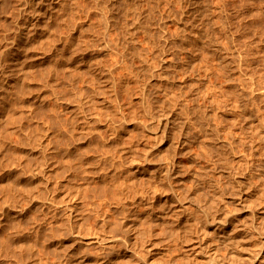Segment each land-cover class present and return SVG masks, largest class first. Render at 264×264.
Wrapping results in <instances>:
<instances>
[{"label":"rangeland","instance_id":"374dc122","mask_svg":"<svg viewBox=\"0 0 264 264\" xmlns=\"http://www.w3.org/2000/svg\"><path fill=\"white\" fill-rule=\"evenodd\" d=\"M44 1L39 4L37 0H0V78L4 83L9 81L6 83L9 91L3 92L9 105L0 117V226L3 225L0 227V264H98L97 260L104 257L102 253L107 256L113 253L114 248L104 244L114 234L118 237V244L123 248H132L133 255L139 256V259L148 254V257L157 259L161 264H192L189 259H193L191 254L194 248L192 240L187 241L190 237L199 233L212 239L214 243L221 241L215 223L208 221L210 218L217 216L219 211L228 210L231 219L236 220L235 225L239 222L246 224L251 220L253 209L264 206V0H205V15L210 17V22L204 16L195 17L194 13L197 11L191 6V0ZM115 2L118 6L113 5ZM221 4H224V14L228 17L226 30H222L221 23H216L218 11L222 9ZM149 13L155 16L152 17L153 23L156 22L152 23L154 27L151 26L156 33L152 41L148 40L143 28L139 29L135 25L138 24L137 18L145 20ZM258 13L261 14L260 19ZM207 21L208 24L215 22L212 31L217 36L213 35L214 43L212 40L204 44L192 32L197 27H205ZM184 26H187L186 30ZM221 45L223 49H220ZM109 79L115 82L113 86L107 82ZM76 87L78 90H75ZM5 89L0 86V91ZM99 90L102 93L97 96ZM20 91L22 92L19 93ZM145 92L149 94L147 97ZM77 95H82V100ZM76 98L84 101L83 104ZM92 98L94 99L91 100ZM66 99H69V103L72 99L73 104H68ZM2 100L0 99V105ZM88 101L91 103L88 104L90 107L85 104ZM158 103H162L161 107L165 103V109L167 105L168 110L181 120L174 125H167L166 129L162 123L164 119L158 114ZM95 105L99 108L95 109ZM70 106L71 110L75 107L73 112ZM81 107L83 112L90 113H83ZM148 108L153 112L150 113ZM154 108H157V112ZM121 110L124 112L120 113ZM100 111L103 114H99ZM91 113H94V119ZM199 113L205 114L207 121H211L203 128L205 133L184 122L188 115L198 116ZM85 114H88V118H85ZM152 116H156L154 120ZM98 117L101 121L97 122ZM124 118L126 122L121 121ZM68 119L72 120H69L71 124ZM91 120H95L94 123L87 126ZM153 123L158 132L163 134L164 130L165 139L154 147L147 148L146 142L152 140L157 129L153 128L151 131L149 127H145V137L139 136L142 135L140 129L141 126ZM72 126H78L77 130H71L74 129ZM80 126H87L86 134L89 136L83 137L86 138L85 142L77 135L78 129L81 130ZM130 129L139 134L134 131V135L133 132L129 134L132 131ZM111 130L115 136L113 132H109ZM118 132L122 136L119 143L123 146L117 144ZM174 137L176 140L173 141L177 143L183 139V145L176 148L175 142L172 143ZM78 138L81 140H78L79 143L76 140ZM123 138L126 143L122 142ZM128 140L136 148L125 155L123 149L131 144ZM184 140L188 141L185 143ZM76 144L87 152L85 155L81 151V157L88 162H83V169L75 176V169L71 170L70 167V171H67L69 169H66V165L61 163L63 158H58L64 155L62 150L66 151V147L73 148ZM82 146L89 151H85ZM108 146L118 149H111L115 150L112 153ZM103 150L110 154L105 157ZM132 152L143 159L142 165L151 166L158 185L154 187V180L148 174L133 180L132 184L138 191L147 190L149 197L140 199L138 208L141 210L137 212H141L138 218L134 217L135 223H138V229L134 233L137 235L138 231V235L134 234L132 241H123L120 237L127 235V231L122 227L129 221L126 212L113 205L112 192L99 188V179L94 175L101 166L114 172L111 161H107L111 153V159L115 161L125 157L123 161L126 159V162H130ZM94 156L99 159V164ZM171 157L179 161L178 168L165 177L161 174L162 165L169 163ZM105 161L110 163L105 164ZM261 163L263 168L259 166ZM94 168V174H91L92 170H89ZM178 170L182 174H177ZM85 171L89 174L88 177ZM127 172V176H133L132 171ZM73 175L76 177L74 180ZM70 176L73 182L70 181ZM180 177L185 178L188 183L185 179V184L179 182ZM136 180L140 185L135 184ZM91 181L97 183L99 190ZM176 183H180V186ZM85 185L89 189L93 185L95 194L99 191V195L92 192L93 188H86L84 191ZM171 187L182 188L181 192L179 190L181 200L187 206V214L183 215V242L173 225L176 216H179L176 210L179 201L175 200ZM74 191L82 197L80 204L74 206L76 210L71 213L72 210L67 206V193ZM81 191H84L83 195ZM102 191L106 196L108 194V199L100 193ZM85 192L90 196L85 195ZM154 193L159 196H154ZM88 196L93 197V200L84 198ZM133 197L134 195L131 199L128 198L131 202L126 201L129 206L133 205ZM94 199L98 201L95 206ZM99 201H103L102 204ZM103 216L108 217L105 219ZM66 223L69 226L66 227ZM119 224L121 227H118ZM13 227V257H10L5 238L9 235L8 229L11 228V231ZM146 227L153 234H149ZM172 229L177 234H173ZM96 233L103 236L102 243L94 241L93 234ZM261 234L257 232L250 239L251 247L259 242ZM174 237L178 240H174ZM178 242L186 246V249L176 244ZM220 250L226 252V245L221 244ZM195 259V264H201V259L204 258L197 255ZM116 262L115 259L112 264Z\"/></svg>","mask_w":264,"mask_h":264},{"label":"bare ground","instance_id":"6f19581e","mask_svg":"<svg viewBox=\"0 0 264 264\" xmlns=\"http://www.w3.org/2000/svg\"><path fill=\"white\" fill-rule=\"evenodd\" d=\"M38 1V3L40 4V3H42L44 0H37ZM45 2V1H44ZM43 2V3H44ZM112 3V2H111ZM191 6L193 5V7L196 9V11L197 12H195L194 14L196 15L195 17H197L198 16V18H203V16L206 18V20H210V17L209 16H206L205 15V11H207V6H206V4H205V0H191ZM189 4V5H190ZM113 5L114 6H118L117 5V2H115V3H113ZM188 5V4H187ZM203 5H205V8H204V6ZM221 6H222V9L221 10H219L218 11V18H217V20H216V23H221V25H223V29L222 30H226L227 29V26H226V21H227V18H226V15L224 14V4H221ZM190 9H192V7L190 8ZM112 10V9H111ZM111 10H109V11H111ZM120 9L118 8V11H119ZM111 13V12H110ZM153 13V12H152ZM112 14V13H111ZM150 14V13H149ZM148 14V15H149ZM146 16V18H145V20L142 18V19H138L137 18V23L138 24H135V25H137V27L139 28V29H141V28H143L144 29V33H145V31L147 32L146 34H147V38H148V40L149 41H152L153 39H155L154 37H156L155 36V31L153 32L152 31V27L151 26H153L152 25V23H153V21H152V14H150L149 16ZM225 15V16H224ZM108 17H110L109 15H108ZM107 17V18H108ZM114 17V16H113ZM138 17V16H137ZM155 17V16H154ZM153 17V18H154ZM258 19H260L261 18V14L260 13H258ZM115 18V17H114ZM110 19V18H109ZM113 19V18H112ZM156 19V18H155ZM199 20V19H198ZM204 19H202V21H203ZM110 21V20H109ZM109 21H108V24H109ZM156 21H157V19H156ZM207 21V24H205V27H203V26H201L200 28H196V27H194V28H196V29H194L193 30V35H194V37L197 39V40H203L202 41V43H207V42H212V40L214 39V36L213 35H216V34H213V31H212V29H213V27L215 26V22H211V24H208L209 22ZM261 21V20H260ZM204 22V21H203ZM154 23H156V22H154ZM153 23V24H154ZM158 23L160 24V22L158 21ZM202 23V22H201ZM200 23V25H202ZM187 25H188V23H186ZM200 25H198V26H200ZM228 25V24H227ZM189 26V25H188ZM194 26V25H193ZM154 27V26H153ZM159 27V26H158ZM161 27V26H160ZM75 28H76V26H75ZM187 29V26H184V30H186ZM215 28V27H214ZM193 29V28H192ZM228 29H229V27H228ZM155 30H157V29H155ZM214 30V29H213ZM227 32V31H226ZM157 33H158V31H157ZM224 34H225V32H224ZM158 35V37H159V33L157 34ZM226 35L228 36V33H226ZM134 36V35H133ZM133 36H132V38H133ZM186 36V35H185ZM217 36V35H216ZM215 36V38L216 39H219L220 37H219V35H218V37H216ZM131 37V36H130ZM187 38V37H186ZM131 40V39H130ZM133 40H135V39H133ZM154 41H156L157 42V40H154ZM204 41H206V42H204ZM216 41V40H215ZM219 41V40H218ZM217 41V42H218ZM68 42H71L72 43V41H68ZM219 42H221V41H219ZM224 42V41H223ZM213 43H214V40H213ZM222 43V42H221ZM225 43V42H224ZM224 43H223V45H224ZM226 43H228V42H226ZM68 44V43H67ZM220 43H218V45H219ZM208 45V44H207ZM209 45H210V43H209ZM227 45H230V44H227ZM225 46L226 47V49H227V47L228 46ZM69 46H70V44H69ZM221 48L220 49H223L222 48V45L220 46ZM230 47V46H229ZM72 48V47H71ZM219 49V48H218ZM222 58H224V56L222 57ZM236 58V57H235ZM236 60V59H235ZM237 61V60H236ZM77 65H78V63H77ZM80 65V64H79ZM239 65V64H238ZM238 65H236L238 68H239V66ZM100 68H102V67H100ZM103 69V68H102ZM100 70V69H99ZM81 69H80V73H81ZM132 71V70H131ZM102 72H103V70H102ZM101 71H100V73H102ZM6 73V72H5ZM78 71H77V74H80ZM9 74V73H8ZM11 74V73H10ZM4 75V73L2 74V76ZM82 76H83V74H82ZM130 76V75H129ZM138 76V75H137ZM4 77V76H3ZM8 77V76H7ZM77 77H78V75H77ZM79 77H81V74L79 75ZM78 77V78H79ZM131 77V76H130ZM106 78V77H105ZM104 78V79H105ZM108 78V77H107ZM4 79V78H3ZM6 79H8V78H6ZM5 79V80H6ZM81 80L83 79L82 77L80 78ZM80 79H78V80H80ZM84 79H85V77H84ZM111 79V78H110ZM109 79V80H110ZM139 79V78H138ZM2 80V78H0V83H1V87H2V89H5L6 87H7V89H5V90H2V91H0V99H3L2 100V102H1V104L2 105H0V117H2L4 114H3V112H5V110L8 108V105H9V101H6V98L5 97H7V96H5V93H3V92H7V91H9L8 90V88H9V86L7 85L8 84V82L9 81H6L5 83L4 82H2L1 81ZM106 80H108V79H106ZM74 81H76V79H74ZM83 81V80H82ZM107 82H110L111 83V85L113 86L114 85V81L112 80H110V81H107ZM4 83V84H3ZM7 83V84H6ZM76 83V82H75ZM22 84V83H21ZM77 84V83H76ZM10 85V84H9ZM110 85V84H109ZM111 86V87H112ZM115 86H117V85H115ZM17 87H19V86H17ZM17 87H16V89H17ZM21 87H22V85H21ZM110 87V86H109ZM144 88H145V86H143ZM78 87H76V89L75 90H78L77 89ZM100 89V88H99ZM116 89V88H115ZM142 89V88H141ZM140 89V90H141ZM11 90V89H10ZM100 90H102V89H100ZM98 91L97 92V96H98V94H100V93H102L101 91ZM105 90V89H104ZM103 90V91H104ZM112 90V89H111ZM144 90V89H143ZM14 91H15V89H14ZM81 91V90H80ZM92 91V90H91ZM97 91V90H96ZM95 91V92H96ZM114 91H116V90H114ZM146 91V90H145ZM22 91H20L19 93H21ZM78 92V91H77ZM83 92V91H82ZM80 93V94H82L83 95V93ZM94 92V93H95ZM13 94H14V92H12ZM16 93H17V90H16ZM19 93H18V96H19ZM78 93V95H80ZM92 93V92H91ZM90 94V93H89ZM105 94V93H104ZM147 94H148V92L146 93L145 92V96L147 97ZM16 95V94H15ZM77 95V96H78ZM81 95V96H82ZM92 95H93V93H92ZM103 95V94H102ZM149 95V94H148ZM4 96V97H3ZM80 96V97H81ZM91 96V95H90ZM90 96H89V98H90ZM95 95H93V97H94ZM100 96V95H99ZM104 96V95H103ZM79 97V96H78ZM78 98V99H81V98ZM83 97V96H82ZM85 97V96H84ZM92 97V96H91ZM150 97V96H149ZM13 98V97H12ZM16 98V97H15ZM15 98L13 99V100H15ZM17 98H19V97H17ZM16 98V99H17ZM88 98V99H89ZM107 98V97H106ZM143 98H145L144 96H143ZM150 98H152V97H150ZM70 99V98H69ZM69 99H66L67 101L69 100ZM94 98H92L91 100H93ZM96 99H98V97L96 98ZM96 99L94 100V101H96ZM9 100V99H8ZM75 100H77V98L75 99ZM82 100V99H81ZM81 100H79L80 102H81ZM84 100V99H83ZM87 100V99H86ZM101 100V99H100ZM100 100H99V102H100ZM104 100V99H103ZM147 100V99H146ZM12 101V100H11ZM67 101H66V103H67ZM78 101V100H77ZM78 101V102H79ZM93 101V102H94ZM98 101V100H97ZM74 102V101H73ZM83 102L84 101H82L81 103L83 104ZM70 103H72V99H71V102ZM69 103V101H68V104H70ZM98 103V102H97ZM10 104H11V102H10ZM73 104V103H72ZM76 104V103H75ZM81 104V105H82ZM86 105H88V104H91V103H89V101H88V103L86 102L85 103ZM95 104H96V102H95ZM159 104V103H158ZM162 104V103H161ZM161 104H159V108L157 109V108H154L155 110L157 109V110H159V112H158V114H159V116L162 118V123L166 126V129H167V125H171V124H176L177 123V121H179V120H181V119H179L178 117H177V115H174V113H172V111H170V110H168V108H167V105H166V109H165V107L162 105V107H161ZM79 105V104H78ZM80 105V106H81ZM92 105H94V103L92 104ZM98 105H99V103H98ZM69 106V105H68ZM83 106H85V105H83ZM89 106V105H88ZM96 106V105H95ZM94 106V108L95 109H97V108H99V107H95ZM100 106V105H99ZM235 106H237V105H235ZM90 107V106H89ZM70 108V110H71V106L69 107ZM78 108V106L76 107V109ZM93 108V107H92ZM93 108V109H94ZM235 108H238V106L237 107H235ZM74 110H75V107L73 108ZM79 109H80V107H79ZM78 109V110H79ZM86 109H87V107H86ZM86 109H85V111H86ZM89 109V108H88ZM87 109V110H88ZM109 109V108H108ZM107 109V110H108ZM151 109V108H150ZM149 108H148V111L150 110ZM74 110H71V112H73ZM100 110H101V108H100ZM155 110H154V112H155ZM157 110H156V112H157ZM81 111L83 112V110H82V107H81ZM89 111H91V110H89ZM94 111V110H93ZM98 111V110H97ZM97 111H95V112H97ZM109 111H110V109H109ZM151 111L152 110H150V113H151ZM189 111V110H188ZM187 111V112H188ZM7 112V111H6ZM80 112V111H79ZM80 113V114H83V113H86V112H83V113ZM94 112V113H95ZM120 112V111H119ZM124 112V111H123ZM122 112V110H121V112L120 113H123ZM153 112V111H152ZM87 113H90V112H87ZM94 113H91L90 115H92V117H93V114ZM107 113V112H106ZM120 113H119V115H120ZM77 114V113H76ZM99 114H103V113H101V111H100V113ZM99 114H98V116H99ZM152 114H154V113H152ZM197 114H198V112H197ZM200 115H198V116H195V114L194 115H192V114H190V115H188V117L186 118V120L184 121L183 119V121L185 122V123H187L188 125L189 124H191V125H194V126H196L199 130H203V128L205 127V125H206V123L208 122L207 121V117H206V115L205 114H201V113H199ZM73 115L76 117H78V115H75L74 113H73ZM85 115H87L85 118H88V114H85ZM125 115V114H124ZM157 115V114H156ZM72 116V115H71ZM81 116V115H80ZM95 116V115H94ZM97 116V115H96ZM123 116V115H122ZM121 116V117H122ZM74 117V118H75ZM83 117H84V114H83ZM82 117V118H83ZM126 117V116H125ZM153 117V116H152ZM151 117V118H152ZM156 116H154L152 119L154 120V118H155ZM159 117V118H160ZM81 118V119H82ZM128 118V117H127ZM81 119H80V121H81ZM84 119V118H83ZM82 119V120H83ZM90 119V118H89ZM93 119H94V117H93ZM123 119V118H122ZM151 119V120H152ZM69 120H70V122L72 121L71 119H68V123H69ZM85 120V119H84ZM84 120H83V122H84ZM95 120H96V118H95ZM94 120V121H95ZM98 120H100L101 121V118H99L98 117V119L96 120L97 122H98ZM110 120V119H109ZM108 120V122H110ZM126 119L124 118V120H121V121H124V122H126L125 121ZM128 120V119H127ZM153 120H152V122H153ZM160 120V119H159ZM75 121H76V118H75ZM89 121V120H88ZM94 121L93 120H91L90 122L91 123H88V125H87V123L85 124V125H87V126H90V124H93L94 123ZM128 121H130V120H128ZM135 121H137V120H135ZM104 122H106V121H104ZM111 122H114V121H111ZM160 122V121H159ZM183 122V124H185ZM209 122H211V121H209ZM207 123L208 125L210 124V123ZM216 122V121H215ZM75 123V122H74ZM73 123V124H74ZM96 123V122H95ZM121 123V122H120ZM119 123V124H120ZM123 123V122H122ZM130 123V122H129ZM141 123V122H140ZM219 123V122H218ZM222 123V122H221ZM69 124H71V123H69ZM79 124H80V122H79ZM112 124V123H111ZM113 124H115V123H113ZM124 124V123H123ZM128 124V123H127ZM126 124V125H127ZM139 124V123H138ZM141 124H143V123H141ZM161 124V123H160ZM215 124V123H214ZM220 124V123H219ZM75 125V124H74ZM82 125V124H81ZM98 125H99V123H98ZM105 125V124H104ZM172 125V126H173ZM187 125V126H188ZM211 125H212V123H211ZM216 126H217V124H215ZM215 125H214V127H215ZM86 126V127H87ZM94 126V125H93ZM92 125H91V127H93ZM108 126V125H107ZM110 126V125H109ZM121 126H123V125H121ZM182 126H185V125H182ZM193 126V127H194ZM220 126V125H219ZM73 127V126H72ZM71 127V128H72ZM81 127V130H80V128L78 129V134L77 135H80V136H78L79 138H81L82 139V141L83 142H85L84 141V139H86V138H84L83 139V137H86V136H89V135H87L86 134V131H88L87 129H86V127L85 126H80ZM91 127H89V128H91ZM96 127V126H95ZM111 127V126H110ZM132 127H134V126H132ZM140 126H138V128H139ZM145 127L147 128V127H149V129L152 131V130H156L157 129V127L156 128H154V123L153 124H149V125H145V126H141V134L142 135H139V136H143V137H145V132H146V129H145ZM164 127V126H163ZM210 127V126H209ZM208 127V129H210ZM218 127V126H217ZM221 127V126H220ZM74 128V127H73ZM77 128H78V126H77ZM77 128H74V129H71V130H77ZM94 128V127H93ZM92 128V129H93ZM111 128H113V127H111ZM115 128H116V125H115ZM123 128V127H122ZM124 128H125V126H124ZM127 128V127H126ZM131 128V127H130ZM135 128V127H134ZM154 128V129H153ZM185 127H183V129H184ZM98 129H100V128H98ZM117 129H118V125H117ZM148 129V128H147ZM162 129V128H161ZM164 129H165V127H164ZM170 129V128H169ZM205 129V128H204ZM207 129V128H206ZM218 129V128H217ZM75 130V131H76ZM90 130V129H89ZM113 130H114V128H113ZM119 130V129H118ZM117 130V131H118ZM123 130V129H122ZM125 130H127V129H125ZM132 129H130V131H131ZM137 130V129H136ZM140 130H138V131H140ZM92 131V130H91ZM93 131H95V129H93ZM134 130H132L129 134H131L132 132H133ZM163 131V134H164V130H162ZM173 131V130H172ZM204 131V130H203ZM202 131V132H203ZM209 131H212L211 129L209 130ZM215 131V130H214ZM73 132V131H72ZM90 132V131H89ZM109 132H113L112 130L111 131H109ZM120 132V131H119ZM118 132V133H119ZM122 132V131H121ZM135 132V131H134ZM133 132V135L136 133H134ZM150 132V131H149ZM165 132H166V130H165ZM206 131H204V133H205ZM213 132V131H212ZM211 132V133H212ZM117 133V132H116ZM125 134H126V132H124ZM169 133V132H168ZM167 133V134H168ZM175 133V132H174ZM173 133V134H174ZM73 134H74V132H73ZM125 134H124V136H125ZM137 134V133H136ZM138 134H139V132H138ZM137 134V135H138ZM162 134V132L160 133V132H158V129L156 130V131H154V134H153V137H152V140L151 141H147V139L149 140V137H147V139H146V146H147V148H151V147H154L155 145H156V143H159V141H163L164 139H165V135H161ZM166 134V135H167ZM172 134V133H171ZM208 134V133H207ZM91 135V134H90ZM111 135V134H110ZM109 135V136H110ZM113 135H114V132H113ZM112 135V136H113ZM117 135V134H116ZM127 135V134H126ZM214 135V134H213ZM74 136V135H73ZM115 136V135H114ZM114 136L112 137V138H114ZM130 136H132V135H130ZM139 136H137V137H139ZM149 136V135H148ZM152 136V134H150V137ZM169 136V135H168ZM167 136V137H168ZM170 136H173V135H170ZM212 136V135H211ZM120 137L122 138V136H121V134L119 133L118 134V136L116 137V141H117V144L119 145L120 143H119V139H120ZM126 137V136H125ZM124 137V138H125ZM74 138H75V136H74ZM76 138H77V136H76ZM79 138L78 139H76L77 141L79 140ZM108 138H110V137H108ZM123 138V139H124ZM127 138H128V136H127ZM129 138H131V137H129ZM136 138V137H135ZM141 138V137H140ZM178 138H180V137H178ZM89 139H90V137H89ZM88 139V140H89ZM145 139V138H144ZM162 139V140H161ZM175 139V137L174 138H172V143L173 142H175V141H173ZM185 139V138H184ZM91 140V139H90ZM107 140V139H106ZM143 140V139H142ZM176 140V139H175ZM79 141H81V140H79ZM79 141L77 142V143H79ZM109 141V140H108ZM113 141V140H112ZM111 141V142H112ZM121 141V140H120ZM125 141V143H126V139H124V140H122V142H124ZM128 141H130V140H128ZM138 141V140H137ZM139 141H140V139H139ZM185 141V143H186V141H188V140H184ZM72 142H74V141H72ZM72 142H70L71 143V145L73 144ZM76 142V141H75ZM92 142V141H91ZM106 142V141H105ZM104 142V143H105ZM121 142V143H122ZM227 142H229V140L227 141ZM125 143H123L124 145H125ZM128 143V142H127ZM130 143L131 144H129V147H128V145L123 149V150H125V155H126V153L127 154H129L128 152H131L132 151V149L135 147V146H133V142H131L130 141ZM135 143V142H134ZM139 143V142H138ZM225 142H223V144H224ZM88 144V143H87ZM112 144V143H111ZM116 144V147L118 146ZM140 144V143H139ZM139 144H137V145H139ZM229 144H230V147H231V142H229ZM81 145H83V144H81ZM107 145H109V144H107ZM107 145H106V148H107ZM113 145V144H112ZM136 145V146H137ZM174 145V144H173ZM178 145H183V139H182V141L179 143H177V142H175V146H176V148H177V146ZM227 145H228V143H227ZM115 146V144L113 145V147ZM120 146H123L122 144H120ZM119 146V147H120ZM233 146V145H232ZM69 147V146H68ZM82 147H84V146H82ZM87 147V146H86ZM103 147L105 148V145H103ZM109 148V150H111V149H115V148H113V147H111V146H108ZM111 147V148H110ZM64 148V147H63ZM85 148V147H84ZM136 148V147H135ZM224 148H226L225 146H224ZM227 148H229V145L227 146ZM233 148V147H232ZM103 149V148H102ZM116 149H118V148H116ZM115 149V150H116ZM121 149H122V147H121ZM62 150V149H61ZM85 151L87 150V151H89L88 150V148L86 149H84ZM114 150V151H115ZM134 150V149H133ZM136 150V149H135ZM231 150V149H230ZM86 155V153L83 151V148H82V150H81V148H80V146H77V144L75 145V147H74V145H73V148H68L67 149V147H66V151H63L62 150V152L64 153V155H62V157L60 156L59 158H58V160L60 159V158H63V161L61 162V163H63L64 165H66L65 167H66V169L68 168L69 170H67V171H70V167H71V170L73 169H75V172H77L76 174H75V176L77 175V174H79V171L80 170H82L83 168V162L85 161H87V160H84V157H81V156H83V154L81 155V153L82 152ZM104 151V150H103ZM102 151V153H105V151L103 152ZM112 151V153L114 152L113 150H111ZM229 151V150H228ZM55 152V151H54ZM72 152H75V154L73 153L72 154ZM112 153H111V156H112ZM106 154V153H105ZM104 154V155H105ZM108 154V153H107ZM105 155V157L106 156H108L109 154H110V152H109V154L108 155ZM118 154V153H117ZM75 155V156H74ZM87 155H89V154H87ZM100 155L101 156H103L101 153H100ZM114 155H116L115 153H114ZM132 155L133 156H131V159L129 160L130 162H126L125 160L123 161V159L125 158H122V159H120L119 157L121 156H117L120 160L119 161H115V160H113V159H111L112 157L110 156V158H107V159H109V160H107V161H111V163H112V166H114V172H110L108 169L106 170V168L104 169V167L103 168H101L102 166V164H100V168H98V170L99 171H96L95 172V175H94V177H96V178H98L99 180H98V185H97V183L95 184V183H93L92 181V184H95V186L97 185L99 188H103V190H105V192H106V190H108L109 191V193H110V191L112 192V194H113V197H114V200H113V205L117 208V209H119V210H124L123 212H126L125 214H126V216L128 217V219H129V221H127V222H125V224H124V226L122 227V229L124 230H126L127 231V235H125V234H123V237H120L123 241H132L131 240V238H134L133 236H134V234L136 235V233H134L135 232V229L138 227L137 226V224L135 223V221H134V217H139V215H140V213L139 212H141V211H139V212H137V210H141L140 208H138L139 207V202H140V199L142 200V198H148L149 197V195H147V190H142V191H138V189H137V187H135V185L134 184H132V182H133V180L134 179H136V178H138V176L140 177V175H142V176H146V174H148V177L149 178H152V180H154L153 181V183H154V187H157V185H158V183H157V179H156V174H155V172L151 169V166L150 165H147V164H141L142 163V161H143V159L142 158H138L137 156H135L136 154L135 153H133L132 152ZM59 156V155H58ZM100 156V157H101ZM86 157H88V156H86ZM95 157V156H94ZM105 157H103L104 159H105ZM114 157V156H113ZM116 157V156H115ZM114 157V158H115ZM122 157V156H121ZM90 158V157H89ZM87 159V158H86ZM92 159V158H91ZM91 159H90V161H91ZM95 159L97 160V162H98V160L99 159H97L96 157H95ZM116 159V158H115ZM106 160V159H105ZM89 161V162H90ZM94 161V160H93ZM103 161V160H102ZM88 162V161H87ZM92 162V161H91ZM97 162L95 161V163L97 164ZM181 162V161H180ZM261 162V161H260ZM264 162V161H263ZM262 162V163H263ZM93 163V162H92ZM110 163V162H109ZM109 163H107L106 161H105V164H109ZM178 163H179V161H177V159L176 158H172L171 157V159L169 160V163H165V164H163L162 165V169H161V174L162 175H164L165 177H168L170 174H171V172H173V171H175L176 170V168H178L177 166H178ZM182 163V162H181ZM260 164L259 166H261L262 167V165L263 164ZM85 164H88V163H85ZM84 164V165H85ZM90 164V163H89ZM98 164H99V162H98ZM93 165H95L94 163H93ZM92 165V166H93ZM103 165H104V163H103ZM183 165V164H182ZM90 166V165H89ZM88 165H87V167H89ZM109 166H111V164L109 165ZM64 167V166H63ZM188 167H191V166H188ZM260 167V168H261ZM264 167V166H263ZM262 167V168H263ZM82 168V169H81ZM86 168V167H85ZM90 168V167H89ZM182 168H184V167H182ZM186 168V167H185ZM66 169H64V171L66 170ZM95 169L96 168H94V169H90L89 171H91L90 173L91 174H94V173H92V172H94L95 171ZM110 169V168H109ZM86 170V169H85ZM88 170V169H87ZM86 170V171H87ZM94 170V171H93ZM128 170H130V171H132L133 172V176H127L126 175V172L128 171ZM183 170V169H182ZM188 170V169H187ZM263 170V169H262ZM86 171L84 172L85 174H86ZM179 171V170H178ZM185 171V170H184ZM189 171V170H188ZM82 172V171H81ZM186 172V171H185ZM65 173H67V172H65ZM73 173V172H72ZM71 173V174H72ZM89 173V172H88ZM128 173V172H127ZM130 173V172H129ZM176 173V172H175ZM184 173V172H183ZM188 173V172H187ZM81 174V173H80ZM84 174V175H85ZM177 174H182V172L180 173V171H179V173H177ZM186 174V173H185ZM188 174H190V173H188ZM195 174V173H194ZM69 175V174H68ZM87 175V174H86ZM85 175V176H86ZM89 175V174H88ZM88 175H87V177H88ZM128 175H130V174H128ZM132 175V174H131ZM196 175V174H195ZM194 175V176H195ZM65 176H66V174H65ZM74 176V175H73ZM73 177V180H74V178H76V177ZM79 177L81 176V175H78ZM85 176H84V178H85ZM177 176V175H176ZM182 176V175H181ZM191 176H193L192 174H191ZM78 177V178H79ZM90 177V176H89ZM93 177V176H92ZM136 177V178H135ZM184 177H185V175H184ZM198 177V176H197ZM69 178V177H68ZM72 177L70 176V179H71ZM82 178H83V175H82ZM186 178V177H185ZM185 178H181L180 177V181L179 182H181V183H184V182H186L187 180L185 179ZM188 178V177H187ZM193 177H191V179H192ZM67 179V178H66ZM139 179V178H138ZM184 179L186 180V181H184ZM194 180H197V179H195V177L193 178ZM79 180H81V179H79ZM87 180H89V178L87 179ZM141 180V179H140ZM177 180V179H176ZM68 181H69V179H68ZM70 181H72V179L70 180ZM77 181V180H76ZM137 181V180H136ZM135 181V182H136ZM142 181V180H141ZM141 181H140V183H141ZM184 181V182H183ZM73 182V181H72ZM75 182V181H74ZM80 182H83V180L82 181H80ZM87 182H89V181H87ZM130 182H131V184H130ZM76 183V182H75ZM77 183L79 184V182L77 181ZM90 183V182H89ZM89 183H88V185H89ZM134 183V182H133ZM187 183H188V181H187ZM67 184H68V182H67ZM70 184V183H69ZM81 184V183H80ZM83 184V183H82ZM135 184H139L138 183V181H137V183H135ZM176 184H178V183H176ZM180 184V183H179ZM178 184V185H179ZM185 184V183H184ZM77 185V184H76ZM130 185H133V186H130ZM140 185V184H139ZM68 186V185H67ZM73 186H74V184H73ZM78 186V185H77ZM77 186H75V188H77V189H79V187L81 186V185H79V187H77ZM83 186V185H82ZM87 185H85L84 187H85V190L84 191H86V188H88V187H86ZM97 186H96V188H97ZM138 186V185H137ZM180 186V185H179ZM178 186V187H179ZM186 186H187V184H186ZM222 186V185H221ZM90 187H91V185H90ZM140 187V186H139ZM177 187V186H176ZM181 187H182V184H181ZM185 187V186H184ZM189 187V186H188ZM83 188V187H82ZM82 188H80V190L82 189ZM92 188H93V185H92ZM92 188H88L89 190H91ZM172 188V190L174 191L173 192V194H175V196H174V198H175V200L176 201H179V203L177 202V205H176V210L178 211V214H179V216H180V218H179V216L177 217L176 216V219H175V221H174V227L178 230L177 232H179V235L181 234L182 236H179L178 235V237L180 238V240L182 239V241L181 242H183V238H184V234H183V232H182V227H183V223L185 222V220H183V215H184V213L185 214H187V206L185 205V204H183V202H182V196H181V190H182V188L181 189H174L173 187H171ZM222 188V187H221ZM88 189H87V192H88ZM98 189V188H97ZM185 189V188H184ZM75 190V189H74ZM80 190H78V191H80ZM99 190V189H98ZM179 190H180V192H179ZM68 191H70L69 189H68ZM77 191V190H76ZM84 191H81L80 193L82 194V192L84 193ZM87 192H85V195H89L90 196V194H88ZM91 192V191H90ZM89 192V193H90ZM92 192L95 194V190H94V188H93V190H92ZM91 192V193H92ZM99 192V191H98ZM97 192V193H98ZM87 193V194H86ZM92 193V194H93ZM96 193V194H97ZM102 195L104 194L103 193V191L102 192H100ZM108 193V192H107ZM78 194L79 193H77V192H69V193H67V199H68V204H67V202H66V204H67V206H69V208L72 210H70L71 211V213L72 212H74L76 209L74 208V206H76V204H80V202H81V198L80 197H82V196H78ZM95 194V195H96ZM100 194V195H101ZM112 194H111V196H112ZM80 195V194H79ZM83 195V194H82ZM97 195H99V193L97 194ZM96 195V196H97ZM105 195V199H106V197H107V199H108V194H107V196H106V194H104ZM134 195V197H133V199H135L134 200V202H132V206L130 205H128L127 203H126V201L128 200V198L129 199H131L130 197H132ZM147 195V196H146ZM183 195V194H182ZM89 196L88 197H84L85 199H87V198H89ZM152 196V198H154L153 197V195H151ZM154 196H159L158 195V193H154ZM95 197V196H94ZM90 198H92L91 200H93V197H90ZM89 198V199H90ZM83 199V198H82ZM97 199V198H96ZM98 199H100V198H98ZM102 200H105V199H103V197L101 198ZM110 199V198H109ZM132 199V200H133ZM182 199V200H181ZM90 200V201H91ZM101 201V200H100ZM99 201V203H101L102 204V202H100ZM111 201H112V199H111ZM129 202H131L130 200H128ZM91 202H93V201H91ZM95 202H97V204H98V201L96 200L95 201V199H94V203H93V205L95 206L96 204H95ZM108 202H110V200L109 201H107V203ZM71 203V204H70ZM73 203L75 204V205H73ZM92 205V204H91ZM108 205V204H107ZM249 205H251V203L249 204ZM109 206V205H108ZM110 206H112V205H110ZM109 206V207H110ZM214 206V205H213ZM114 207V208H115ZM74 208V209H73ZM212 208H214V207H212ZM212 208H210L211 210H213ZM254 208V207H253ZM258 208V209H257ZM256 208V210H254L253 209V211H252V213H251V220L247 223L246 222V224H240V222H239V224L237 225H235V223H234V221H236V220H232L231 219V217H230V212L228 211V210H222V211H219V214L217 215V216H213L212 218H210L208 221H211V222H214L215 224V229H218V233H219V236L221 237V241H220V243H214L213 241H212V239L210 240L208 237H206V236H204V235H202V234H197V235H194V237H190V239H188L187 241H189V240H192V244H193V248H194V250L192 251V254H191V256L193 257V259H189L190 260V262L192 263V264H195L196 262H195V260H197V259H195V257L197 256V255H201V256H203V258L204 259H201V264H264V229L262 230V228H264V206L262 207H257ZM252 208H250V210H251ZM116 210V209H115ZM9 211L11 212V209L9 208ZM77 212V211H76ZM75 212V213H76ZM119 212H121V211H119ZM118 212V213H119ZM147 212V211H146ZM71 213H70V215H71ZM122 213V212H121ZM144 213V212H143ZM250 213H249V215H250ZM157 214H159L158 212H157ZM119 215H120V213H119ZM122 215V214H121ZM120 215V216H121ZM124 215V214H123ZM145 215V214H144ZM144 215H142V216H144ZM73 216H75V215H73ZM78 216V215H77ZM82 216V215H81ZM142 216H140V217H142ZM104 218H105V216H103ZM108 217V216H107ZM107 217L105 218V219H107ZM124 217V216H123ZM185 217H186V215H185ZM72 217L70 216V219H71ZM81 218V217H80ZM83 218V217H82ZM103 218V219H104ZM126 218V217H125ZM136 218V219H137ZM189 218V217H188ZM74 219H77V218H74ZM73 219V220H74ZM122 219V218H121ZM142 219V218H141ZM78 220V219H77ZM123 220H125V219H123ZM122 220V221H123ZM138 220V219H137ZM67 221V220H66ZM73 223V222H72ZM71 223V224H72ZM237 223V222H236ZM66 224H68V223H66ZM70 224V225H71ZM81 225H82V223H81ZM80 225V226H81ZM120 225V224H119ZM172 225V226H173ZM3 225H1L0 227H2ZM66 227L67 226H69V224L68 225H65ZM72 226V225H71ZM70 226V227H71ZM118 227H121V225L120 226H118ZM125 227V228H124ZM173 227V228H174ZM69 228V227H68ZM81 227H79V229H80ZM147 228V227H146ZM172 228V227H171ZM174 228V229H175ZM10 229L11 228H9L8 229V233H9V235H7L6 236V238H5V240H7L6 242V244L5 245H9V248H8V253H9V256L10 257H13V249H12V243H13V238H14V235H15V233H14V227L12 228V230L10 231ZM73 229V228H72ZM120 229V228H119ZM138 229V228H137ZM148 229V233H149V227L147 228ZM150 229H151V227H150ZM174 229H172L173 231H174V233L173 234H177L176 233V229L174 230ZM121 231L122 233L124 232V231ZM152 230V229H151ZM120 231V230H119ZM256 231V232H255ZM79 232H80V234H81V231L79 230ZM145 232H146V230L144 231V234H145ZM254 232H255V234L257 233V232H259V234H260V232L262 233L261 235H262V238H260V240H259V242L257 241V243H256V245H255V243H254V247H251L250 245H251V242H250V239H252L253 237H255V234H254ZM147 233V234H148ZM78 234V233H77ZM97 234V233H96ZM94 235L93 234V238H94V241L95 242H97V244L98 243H102V241H104V238H103V236H100V235ZM100 234V233H99ZM149 234H153L151 231H150V233ZM126 237H125V236ZM137 235H138V231H137ZM136 235V236H137ZM146 235V234H145ZM145 235H143V236H145ZM135 236V237H136ZM148 236V235H147ZM151 236V235H150ZM257 236V235H256ZM125 237V238H124ZM92 238V239H93ZM124 238V239H123ZM193 239H195V240H193ZM5 240H3L4 242H5ZM174 240H178L177 238L175 239V237H174ZM185 241H186V239H184ZM2 241V242H3ZM118 237L114 234V235H112L111 236V238L107 241V243L105 242V244L104 245H106V244H108V245H110L111 247H113L114 249H113V253L110 255V256H107V255H103V254H105V253H102L101 255L102 256H104V257H101L100 259V261L99 260H97L100 264H112L113 263V261L116 259V263L115 264H161L160 262H158L157 261V259H151L150 257H148V254H147V256H143L142 255V257H140V258H142V259H139V258H137V257H139V256H136V255H133L134 253L132 252V248L130 249V247H128L127 246V248H123L121 245H119L118 244ZM184 241V242H185ZM3 242V243H4ZM177 242V241H176ZM181 242H180V244H179V242L178 243H176V244H179V245H182L183 246V248H185L186 246H184L183 244H181ZM186 243V242H185ZM187 244V243H186ZM221 244H223V245H226V248H227V251L226 252H221V250H220V246H221ZM109 246V247H110ZM253 246V245H252ZM255 246H258L257 248L255 247ZM2 247H4V246H2ZM1 247V248H2ZM105 247V246H104ZM181 247V246H180ZM102 248V247H101ZM177 248H179V246L177 247ZM98 249H100L99 247H98ZM180 249V248H179ZM182 249V248H181ZM186 249V248H185ZM185 249H184V251H185ZM101 250V249H100ZM103 250V249H102ZM104 251H105V248H104ZM103 251V252H104ZM181 251V250H180ZM179 251V252H180ZM101 252V251H100ZM165 252V251H164ZM183 252V251H182ZM186 252V251H185ZM185 252H183V253H185ZM99 254V253H98ZM97 254V255H98ZM100 255V256H101ZM99 256V257H100ZM175 256V255H174ZM95 257H97V256H95ZM176 258V257H175ZM97 259V258H96ZM96 259H94V260H96ZM99 259V258H98ZM118 259V260H117ZM165 260V259H164ZM169 261V260H168ZM95 264H96V262H94ZM98 263V264H99ZM169 263V262H168ZM166 264H167V262H166Z\"/></svg>","mask_w":264,"mask_h":264}]
</instances>
